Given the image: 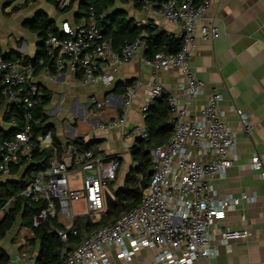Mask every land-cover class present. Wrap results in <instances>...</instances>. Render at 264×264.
Returning a JSON list of instances; mask_svg holds the SVG:
<instances>
[{
  "label": "built area",
  "instance_id": "built-area-1",
  "mask_svg": "<svg viewBox=\"0 0 264 264\" xmlns=\"http://www.w3.org/2000/svg\"><path fill=\"white\" fill-rule=\"evenodd\" d=\"M57 1L61 8L71 4V0ZM211 4L212 0H167L161 3L142 0V8L154 18L179 26L177 37L181 38L182 46L177 54L164 51L146 54L148 46L143 36L125 42L120 52L115 51L105 37V30L98 24L93 5L78 22L65 20L57 33H49L44 38V49L55 70H69L76 77L80 74L82 84L102 82L109 85L114 81L119 65L137 57L156 71L177 68L184 80L180 89L190 104L205 92V82L195 75L190 65L195 38L199 34L208 40L221 33L217 24L199 26ZM35 73L32 62L6 58L0 53L2 106L7 109L19 107L23 120L20 130L11 138L0 141V175L4 177L11 176L13 168L30 160L36 151L53 146L50 131H34L35 126L42 124L35 109L43 96L34 82ZM141 87L142 82L134 80L123 94L121 114L100 123L98 129L104 132L123 129ZM144 92L142 113L146 117L165 88L161 83H155L145 86ZM166 100L171 110L173 134L165 145L151 149L152 175L141 203L83 237L70 254L62 256L55 264H113L110 257L113 248H118L120 256L127 262L142 247L158 249L156 260L162 264H194L199 259L217 256L210 228L224 219L227 211L235 209L241 200L251 198L243 194L219 200L211 182L233 166L236 133L224 119L220 92L209 94L199 116L194 119L188 117L187 108L174 95L167 94ZM92 103L102 108L105 101L93 97ZM236 113L249 132L251 124L247 114L240 109H236ZM129 135L149 138L147 128L140 126L134 127ZM251 166L264 178V166L258 154L253 155ZM119 168L118 158L96 149L68 147L64 158L55 155L50 165L35 173L19 194L30 205L42 206L32 215V225L39 227L62 217L69 222L65 228L78 236L75 221L81 217L95 221L106 211L105 192L109 191L110 183L118 179ZM80 172L82 185L77 187L72 182ZM14 200L4 205L2 214L10 210ZM77 202L84 203V213L75 211ZM55 232L63 242L68 240L66 229L56 228ZM219 236L222 244L229 247L231 241L247 239L252 233L224 229L219 231ZM23 256L25 264H41L36 255L23 253Z\"/></svg>",
  "mask_w": 264,
  "mask_h": 264
},
{
  "label": "crops",
  "instance_id": "crops-1",
  "mask_svg": "<svg viewBox=\"0 0 264 264\" xmlns=\"http://www.w3.org/2000/svg\"><path fill=\"white\" fill-rule=\"evenodd\" d=\"M25 2L0 0V53L11 59L29 61L37 56L41 37L25 26L27 21L39 13H45L55 22L58 30L63 21L78 22L81 17L77 16L79 2L66 10L56 7L53 0H45L41 4L37 0ZM17 6L19 8L16 10ZM113 9L124 12L127 18L135 20L137 24L153 20L168 33L177 36L179 31L178 25L154 18L142 6H136L134 0H115ZM210 24H217L221 33L217 38L208 40L199 34L195 38L190 65L195 75L205 82V92L190 104L180 89L184 80L177 68L156 71L137 57L119 65L115 79L109 85L102 82L82 84L71 71H52L48 63L40 59L34 82L43 94H51L43 112L46 116L44 125L53 135V146L43 150L51 149L52 159L55 155L64 158L68 154V147L77 148L74 145L76 140L94 143V149L120 161L118 179L113 184L117 188L123 185L133 166L131 148L140 139L129 133L137 126L147 128V120L142 113L145 86L161 83L165 88L164 94L156 100L151 110L168 107L166 96L172 94L187 108L191 119L199 116L211 92H220V107L225 121L236 133L237 148L233 166L211 182L219 200L243 194L251 198L249 201L241 200L235 209L227 211L224 219L210 228L217 256L199 259L194 264H264V178L260 171L251 166L254 154L261 157L264 166V0H212L199 26ZM134 80H140L142 87L133 100L125 127L114 128L109 132L98 129L100 123L121 114L122 97L128 87L126 84ZM93 97L105 101L104 107L98 108L93 104ZM236 109L247 114L251 124L249 132L245 130ZM8 111L6 107L0 106V131H10L17 125L15 117L6 118ZM56 142L60 144V150ZM14 168L17 170L11 176L0 175V182L19 179L27 171L28 164L26 162ZM81 179V172L77 173L73 185L81 186ZM75 204H83L82 210L75 209L76 212H85L83 202ZM1 210L0 217L6 213L2 214ZM29 221V217L18 215L6 235L0 238V248L6 253L0 259V264H25L23 253L38 257L41 240L35 239L33 243L29 241L34 238L33 228L27 225ZM55 221L66 227L69 225L62 217ZM224 229L248 230L252 236L233 240L226 247L219 236V231ZM87 235L88 232H83L82 238ZM76 245L74 243L71 246L72 250ZM68 252L67 244L61 254L65 256ZM157 254L156 248L142 247L127 262L120 256V250L113 248L110 257L113 264H162L156 260Z\"/></svg>",
  "mask_w": 264,
  "mask_h": 264
},
{
  "label": "trees",
  "instance_id": "trees-1",
  "mask_svg": "<svg viewBox=\"0 0 264 264\" xmlns=\"http://www.w3.org/2000/svg\"><path fill=\"white\" fill-rule=\"evenodd\" d=\"M31 0H26L28 3ZM56 7L60 8L57 0H53ZM135 5L138 7L142 6V0H134ZM153 2H165L167 0H150ZM200 2L201 0H196ZM75 2H79L78 17H84L87 15L89 6L93 5L98 15V24L103 28L105 37L111 41L115 51L120 52L125 42L133 41L136 38L143 36L147 40L146 54L151 55L158 51H164L170 54H177L182 46L181 38L177 37L172 33H168L162 29L153 20L147 23L137 24L135 20L127 18L124 12L113 9L115 0H71V7ZM19 6L15 7L17 10ZM66 10V9H65ZM25 26L38 33L41 37L40 49L34 59L27 60L26 62H32L35 67L39 65V60H45L48 63L50 70L54 71L55 67L53 62L47 58L46 51L44 49V38L49 33H57V27L55 22L51 20L47 14L39 13L33 19L27 21ZM8 58L6 55H4ZM80 79L81 75H77ZM131 82L126 85L129 86ZM51 94L46 93L41 96V102L36 106V116L41 118L42 124L34 127V131L37 132H48V127L44 125L46 116L43 112L44 106L50 101ZM2 101L0 100V106ZM152 107L147 111V130L149 133L148 139H138V141L131 148V157L133 160V166L127 173L124 183L122 186L114 188L113 184L110 183L109 189L114 196V203L107 207L106 211L103 212L97 221H91L87 219H78L74 223V227L78 230L79 235H73L70 229L65 228L60 223H57L55 219L49 220L45 224L39 227L32 225V215L37 212L42 206L29 204L28 200L19 194L24 189L27 182H29L35 173L45 169L50 165L53 157V151L42 150L36 151L32 158L27 162V171L17 180H11L6 182H0V210L4 205L12 198H15L14 207L10 208L3 216L0 217V238L4 237L18 218V215L22 217H29L30 225L34 231V238L29 239L31 243L35 239L41 240L40 252L38 255V261L41 264H55L61 257L62 248L67 246L70 254L72 252L71 246L74 243L78 244L82 239L83 232H88V235L94 230L113 222L121 215L127 213L132 208L141 203L144 191L147 188L151 175V149L156 146L165 145L173 134V123L171 120V110L165 107L161 110H151ZM8 117H15L17 125L14 126L10 131H0V141L6 138H11L15 132L21 129L23 125L22 113L19 107L9 108ZM9 119V118H8ZM56 145L61 149L60 144L56 142ZM74 145L79 150L94 149V143H86L82 139L76 140ZM24 162V163H26ZM23 163V164H24ZM17 168H13L12 172H15ZM44 205V204H42ZM56 228L66 229L68 232V240L63 242L55 232ZM6 253L0 248V259L4 258Z\"/></svg>",
  "mask_w": 264,
  "mask_h": 264
},
{
  "label": "rangeland",
  "instance_id": "rangeland-1",
  "mask_svg": "<svg viewBox=\"0 0 264 264\" xmlns=\"http://www.w3.org/2000/svg\"><path fill=\"white\" fill-rule=\"evenodd\" d=\"M13 1H15V0H11V2H13ZM16 1H24V0H16ZM45 0H37V2H39V4H41V2H44ZM34 2V1H33ZM70 5H66L64 8H61L60 7V9H62V10H65V9H68V8H70L69 7ZM74 6H75V4H74ZM73 6V7H74ZM75 209L77 210V211H81L82 210V207H83V204H75Z\"/></svg>",
  "mask_w": 264,
  "mask_h": 264
},
{
  "label": "water",
  "instance_id": "water-1",
  "mask_svg": "<svg viewBox=\"0 0 264 264\" xmlns=\"http://www.w3.org/2000/svg\"><path fill=\"white\" fill-rule=\"evenodd\" d=\"M105 198H106L107 207H110L114 203V196L111 194V192L106 191Z\"/></svg>",
  "mask_w": 264,
  "mask_h": 264
}]
</instances>
